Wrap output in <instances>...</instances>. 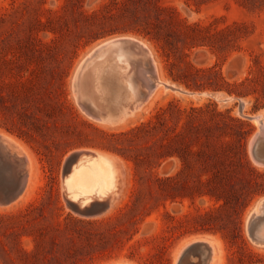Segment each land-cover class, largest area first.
Masks as SVG:
<instances>
[{
	"label": "rangeland",
	"instance_id": "1",
	"mask_svg": "<svg viewBox=\"0 0 264 264\" xmlns=\"http://www.w3.org/2000/svg\"><path fill=\"white\" fill-rule=\"evenodd\" d=\"M160 7L168 9L159 15ZM175 14L212 33L229 29L212 38L214 46L180 38L172 50L140 32L155 29L158 15ZM118 36L145 41L170 87H158L122 120H99L81 107L76 74L98 45ZM146 66L137 59V89ZM259 115L264 120V0H0V133L32 160L19 192V154L0 155V264H178L199 239L214 241V264H264V245L249 234L264 193H251L242 211L201 194L220 191L213 145L248 159L256 171L244 173L260 184L251 190L264 188V138L251 119ZM82 150L118 165L108 206L86 216L71 205L78 200L65 182L67 156ZM180 153L193 165L184 167Z\"/></svg>",
	"mask_w": 264,
	"mask_h": 264
},
{
	"label": "bare ground",
	"instance_id": "2",
	"mask_svg": "<svg viewBox=\"0 0 264 264\" xmlns=\"http://www.w3.org/2000/svg\"><path fill=\"white\" fill-rule=\"evenodd\" d=\"M123 39L130 40L129 43L132 41L137 42L138 45H141L142 50L147 49L149 56L146 53L144 54L139 49L140 56L138 57L140 58L144 57L143 60L146 61V64H147L146 67L149 68L146 71L149 74V76L148 77L146 76L147 73L146 75H144V77H147V79L144 80L145 82H140V83H144L143 87L141 84H140V87L138 86V88L140 89H137V84L135 85V82H134V79H135L134 75H137L136 74L137 70L135 69L136 68L135 65L137 61L130 58L132 51L136 50L135 47L132 48V46H130L124 50L125 55H126L124 56L126 57L125 59L123 57H120V56H123L122 54L120 53L118 54L117 52H114L115 48L117 47V45H115L117 43H114V42H119L120 40H123ZM105 45H108V46L105 47ZM112 45L114 46L112 47L111 50L108 49L107 51H104V49ZM97 51H99L98 55H99V58L101 59L100 65H98V68L90 67V69L86 71L85 70L87 66L86 63L87 62L90 63L94 61L96 57H98V55L95 57V53ZM139 72L142 73L141 70H139ZM92 73L94 77L93 79L90 78ZM85 75H88L90 79L88 77H85V80H83L82 78H84ZM141 75L143 76V74ZM144 77L138 78V79L142 80L144 79ZM75 80H76V84L78 83V81L83 80L85 84L84 86L86 89L92 86L94 90H97L100 93V98L106 101H109L110 99L108 98V92L110 93L111 91H113L114 94L112 93L111 95V99L113 101L110 100V102L113 103V109L117 110V113L120 117L119 120H122L125 118L123 116L125 115V110L130 109L131 112L133 113L135 112V109L137 110L139 108H142L141 106L144 105V103L152 97L153 93L161 85H164L166 88L170 87V85L166 84L160 79L159 73H158V66H157L156 60L153 56V53L149 45L145 41L132 37V36H118V37H114L106 41H103L100 45H98L94 49V51L91 52L89 56H87L86 60L84 61V64H82V66L79 68L76 74ZM142 89L144 91H142ZM76 93H77L78 100H79V88L77 85H76ZM136 93H139V95L140 93L142 94V100L137 101L132 106H129L130 105L129 103L133 102L134 100L133 98L135 97ZM81 107L89 116L94 117L99 120H104L100 118L99 116L94 115V113L90 112L88 109H85L83 105H81ZM261 116L259 115V116H255L251 118V119L255 118V120L259 123V126H260L259 131L257 133L258 135L257 138L259 137L264 138V120L261 118ZM0 138L3 139L4 142H7L9 145L14 146L17 150V153L19 154L18 157H14L12 154L10 155V157L11 156L14 157L13 158L14 166H15L14 168L16 169L17 174H20L19 175L20 182L18 184V188H15V189L18 190L19 192H23V190L25 189V187L27 186L29 182L30 170L32 166L31 157L28 154L25 147L19 141L14 140L13 138L6 136L3 133H0ZM83 152L85 153V156L78 158L76 162L74 161L71 162V160L75 157V154H79ZM3 153L5 152H0V155H3ZM92 153L93 151L91 150H82V151H76V152L74 151L73 153H70L67 156L65 164L66 166L68 165L69 167H66V169L68 170L67 172H65L66 173L65 174L66 186L73 200H78V201L81 200L79 202L81 203V205L88 204L93 207H99L100 204L106 203L108 206L109 202L111 201L113 191L115 190L117 186V182H118V176L115 170L118 167V165H117L116 160L109 155H106L101 152H96V151L94 152L95 154L94 153L92 154ZM8 159L10 158L8 157ZM261 162L264 163V157H262ZM9 170L14 172L13 166H11ZM15 189H13V191ZM13 191H12V194L15 195L17 191L16 192L14 191L15 193ZM97 192L102 194V196H96ZM87 199H90L92 201L89 202V200L87 201ZM263 202H264V199L260 202V204L258 205V208L263 207L264 205ZM0 203H3V202L0 201ZM258 208L256 209L257 212H258ZM196 241H203L207 243L208 247L211 250V253L209 257L206 258V264H214L216 260V256H217L214 241L210 239H199ZM196 241H193L192 243ZM190 244H188L187 246H189ZM183 252L184 250L182 251V254Z\"/></svg>",
	"mask_w": 264,
	"mask_h": 264
},
{
	"label": "trees",
	"instance_id": "3",
	"mask_svg": "<svg viewBox=\"0 0 264 264\" xmlns=\"http://www.w3.org/2000/svg\"><path fill=\"white\" fill-rule=\"evenodd\" d=\"M148 1H159V0H148ZM253 2V1H250ZM168 9V8H167ZM166 8L160 7L158 10V14L160 15L161 10L166 11ZM157 17V22L155 23V29L153 30H145L140 31L143 32L144 36L149 37L150 39H154L160 42L162 47L165 50H172L174 46H176V41L180 38L183 39V42L189 44V46H199L205 44H217L213 37H217V35H225L226 31L229 29H218L215 33L211 32L209 28H203L200 23H189L186 18L179 16V14L166 15L165 17L159 16ZM179 24L180 27H174L175 24ZM206 29L209 35H206ZM120 30V31H119ZM129 29H118L119 32H125ZM117 31H111L110 34L115 33ZM106 33H101L97 35H93V40L99 37L105 36ZM216 46V45H215ZM238 94H242L238 92ZM231 119L238 121L239 123H244V121L240 119H235L234 117H230ZM226 132V131H225ZM228 134V133H226ZM170 149V148H167ZM214 154L212 157L215 158V165L220 164L222 168H220L219 172L214 175V180L219 185H216V188H220V191H201V194H210L211 196H216L218 200L224 198L225 203L231 202V200L239 206L238 210H244L250 203V199L253 198V194H262L264 193V188L260 191H252L251 188L258 186L259 182H257L254 178L245 175L244 167L249 168L252 171H256L250 164L248 159L243 161L240 157L236 160L233 158L234 155H229L226 146H222L221 150H216V145H213ZM171 151L162 155L168 156L172 155ZM182 158L184 167L192 166L193 163L189 160L185 155L180 153ZM211 159V157H210ZM228 161V162H227ZM138 163V161H136ZM231 166V167H229ZM229 167L230 169H228ZM242 173L238 179H235V176L238 173ZM211 181V178L207 180ZM238 182L242 183V186L239 187ZM199 183H203L202 180H199ZM254 190V189H253ZM237 213L239 214V211ZM236 228H240V225L237 224ZM238 233L233 230V234ZM237 235H233V238H236Z\"/></svg>",
	"mask_w": 264,
	"mask_h": 264
},
{
	"label": "water",
	"instance_id": "4",
	"mask_svg": "<svg viewBox=\"0 0 264 264\" xmlns=\"http://www.w3.org/2000/svg\"><path fill=\"white\" fill-rule=\"evenodd\" d=\"M129 41L130 40L123 39V40H120L119 42H114V43H117V44H115V45H117V47L115 48L114 52H117L118 54L119 53L122 54L123 56H120V57H123L125 59L126 57H124V56H126V55H125L124 50L127 47L132 46V48L135 47L136 50L132 51L130 58L133 60H136V61H137V59L143 60L144 57H141V58L138 57V56H140L139 49L144 54L146 53L148 55L147 49L142 50L141 45H138L137 42L132 41L129 43ZM106 46H108V45H105V47ZM113 46L114 45L107 47L106 49H104V51H107L108 49L111 50ZM98 54H99V51H97L95 53V57ZM100 61H101V59L99 58V55H98V57H96L94 61H92L90 63H88V62L86 63L87 66H86L85 70L88 71L90 69V67L98 68V65H100ZM85 77H88V75H85L84 78H82V79L85 80ZM90 78L91 79L94 78L93 73L91 74ZM83 80L78 81V83L76 84L79 88V102L81 103V105H83V107H85V109H88L90 112L94 113V115H97L104 120H111V119L112 120H119L120 117L117 113V110L113 109V103L110 102V100L113 101L111 99V95H112V93L114 94V92L113 91H111L110 93L108 92V98H110V99H109V101H106V100L100 98V93L97 90H94L92 86L89 87L88 89H86L84 86L85 84H84ZM134 87H135V85H134ZM133 99H134L133 102L129 103L130 104L129 106H132L137 101H141L142 100V94L140 93V95H139V93H136V95ZM130 113H132L130 109L125 110V115H123V116L125 117ZM10 150L17 152V150L14 146L9 145L7 142H4V140L0 138V151L7 153ZM82 156H85L84 152L79 153V154H75V157H74L75 159L73 158L71 160V162L72 161L76 162L78 160V158H81ZM66 167H69V166L67 165ZM67 170L68 169H66V172H67ZM114 191H113V193H114ZM79 202L80 201H71V205L73 206V208L76 211H78L82 214L89 215V214H93V213H96L97 211H99V209H97V207H93V206L88 205V204L81 205V203H79ZM100 205H103L104 207L107 206L106 203H103ZM104 207H102V208H104ZM100 210H101V208H100ZM249 234L252 237V239L255 240L257 243L264 245V205L260 209L259 212L253 214V216L250 220V223H249ZM210 253H211V250L208 247L206 242L196 241L184 249L183 254L179 258L178 264H189L194 257L198 258L199 264H206V258L209 257Z\"/></svg>",
	"mask_w": 264,
	"mask_h": 264
}]
</instances>
